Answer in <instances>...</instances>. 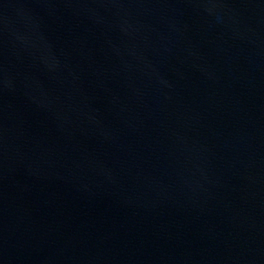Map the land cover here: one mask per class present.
<instances>
[{
	"label": "water",
	"instance_id": "water-1",
	"mask_svg": "<svg viewBox=\"0 0 264 264\" xmlns=\"http://www.w3.org/2000/svg\"><path fill=\"white\" fill-rule=\"evenodd\" d=\"M0 264H264V0H0Z\"/></svg>",
	"mask_w": 264,
	"mask_h": 264
}]
</instances>
